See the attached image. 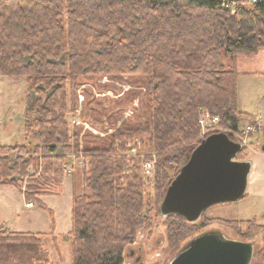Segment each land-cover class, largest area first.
Instances as JSON below:
<instances>
[{
    "label": "trees",
    "instance_id": "obj_1",
    "mask_svg": "<svg viewBox=\"0 0 264 264\" xmlns=\"http://www.w3.org/2000/svg\"><path fill=\"white\" fill-rule=\"evenodd\" d=\"M260 48L264 2L231 13L221 0H0V76L26 80L34 102L23 129L35 140L0 146V185L46 210L42 198L62 194L68 156L83 157L79 190L71 170V228L61 239L71 246V264H123L125 247L150 226L152 211L143 179L125 175L134 158L125 154L127 145L144 135L147 157L157 156L153 209L159 214L167 186L201 140L200 107L219 118L229 137L245 120L257 127L237 108L235 61ZM223 54L231 66L222 63ZM99 78L135 87L116 101L91 90L83 98L80 122L104 136L66 119L78 111L81 85L91 81L98 93L114 87L92 81ZM187 224L165 217L172 251L193 233ZM45 236L0 230V264H50ZM47 236L55 240L53 232Z\"/></svg>",
    "mask_w": 264,
    "mask_h": 264
},
{
    "label": "rangeland",
    "instance_id": "obj_2",
    "mask_svg": "<svg viewBox=\"0 0 264 264\" xmlns=\"http://www.w3.org/2000/svg\"><path fill=\"white\" fill-rule=\"evenodd\" d=\"M243 6L251 7V5ZM236 59L237 108L241 112L257 116L264 129V48H260L256 55L238 56ZM221 61L226 66L232 64L229 56L224 54ZM242 72L248 73L244 74ZM92 81L97 85H113L114 87L111 88L113 95L135 89L134 86L108 80L107 78ZM92 85L91 81H87L79 87L77 93L87 99L86 94L91 90L96 93V97L100 98L101 96H97V87ZM123 87L126 90H123ZM141 92L143 93V89ZM105 97L113 101L118 98L107 95ZM82 101L79 102V113H68L66 115L71 127L79 120L81 121L83 116L80 113ZM33 102L34 96L27 92L26 80L23 77L0 76V146L23 144L32 146L35 143L32 136H25L23 129L25 113L27 108L33 106ZM89 105L94 106V103ZM137 105L138 101L136 100L133 107H137ZM97 111L99 110L97 109ZM87 112L84 107V114L86 113L88 118ZM90 115L92 116V112H90ZM123 118H125L124 114ZM250 125L249 120L243 121L240 125L237 132L238 136L248 139L247 144L243 147L244 151L239 157H236L240 160H249L252 165L248 178L250 184L248 183L246 190L248 195L245 192L243 198L237 201L216 204L203 211L199 219L187 224L193 230V233L180 243L178 251H172L168 245L165 217H161L157 210L153 209L155 205L153 186L158 164L157 156L151 154L147 157V149L143 146L145 136L137 135L135 140L139 141V145H136L134 150L136 155H129V158H134L127 162L125 175L130 176L131 171H133L143 179L145 194L147 198L149 197V207L152 208V211L150 212V226L146 230L137 231L133 243L125 247L123 264H168L189 240L202 233L214 231L220 232L230 240L251 243L253 245L251 264H264L261 256V250L264 248V231L258 226H264V153L260 152L261 137L258 141L254 140L256 131L248 133L246 137L244 131ZM197 137L202 139L206 136L201 135L199 129ZM230 138L236 140L232 135ZM144 156L147 157V161L153 162L154 168L149 176H144L141 170V162L144 160ZM68 160L69 165L64 171L62 194L42 198L47 206L46 210L33 204L28 207L17 189L0 185V230L46 235L42 242L48 252L50 264H71L72 261L71 246L63 242L61 237L68 233L71 228V170L75 168L76 175L74 179L79 190V180L81 172L85 168V161L83 157H74L73 155L68 156ZM174 172V169L168 170L170 176H173ZM48 210L51 211V214ZM50 232H53L55 237L53 241L51 240L52 237L47 236Z\"/></svg>",
    "mask_w": 264,
    "mask_h": 264
},
{
    "label": "water",
    "instance_id": "obj_3",
    "mask_svg": "<svg viewBox=\"0 0 264 264\" xmlns=\"http://www.w3.org/2000/svg\"><path fill=\"white\" fill-rule=\"evenodd\" d=\"M242 149L225 132L202 138L167 186L159 215H176L193 223L207 208L243 198L252 165L249 160L236 159ZM260 152H264V143ZM252 254L251 243L230 240L214 231L189 240L168 264H251Z\"/></svg>",
    "mask_w": 264,
    "mask_h": 264
},
{
    "label": "built area",
    "instance_id": "obj_4",
    "mask_svg": "<svg viewBox=\"0 0 264 264\" xmlns=\"http://www.w3.org/2000/svg\"><path fill=\"white\" fill-rule=\"evenodd\" d=\"M259 2H264V0H242V1H236V0H233V1H229V0H221V6L225 9H227L228 11H230L231 13L234 12L236 6L240 5V6H243V5H253L255 3H259ZM128 88V87H127ZM123 90H126V88L123 87ZM122 94L121 93H118L116 95H113V93L111 92V90L109 91H106L105 93H98L97 96H110V97H118ZM95 96H96V93H95ZM78 100L79 102H81L83 100V96L80 95V93L78 94ZM199 112H200V115H199V118H198V125H199V129H200V134L201 135H204V136H207L209 134H212V133H217V132H225L228 134V131L224 130V129H221L219 126H218V123H219V118L215 115H212L207 109L205 108H202L200 107L199 108ZM132 114V111L131 109H127L125 112H124V116L125 118L129 117L130 115ZM75 124H80L83 126V130H88L90 131L91 133L93 134H98L100 136H104L103 133L99 132L98 130H96L95 128H92L90 127L88 124L86 123H82V122H77ZM112 130H109V132H111ZM253 131H256V127L253 126V125H250L246 128V131H244V133L246 134V137H247V134L248 133H251ZM233 137H235L236 140L232 139L233 141L235 142H238L241 144L242 147H244L246 144H247V139L248 138H241L240 136H238L237 132L236 133H230ZM229 136V135H228ZM136 145H139V141H134V142H131L127 145V152L126 154L127 155H136L134 152L135 148H136ZM68 167V166H67ZM153 162L150 161V160H143L141 162V170H142V173L144 176H149L152 171H153ZM28 207H31L32 204H27Z\"/></svg>",
    "mask_w": 264,
    "mask_h": 264
},
{
    "label": "crops",
    "instance_id": "obj_5",
    "mask_svg": "<svg viewBox=\"0 0 264 264\" xmlns=\"http://www.w3.org/2000/svg\"><path fill=\"white\" fill-rule=\"evenodd\" d=\"M260 50V49H259ZM258 50V51H259ZM258 53V52H257ZM237 60V59H236ZM242 73H244V72H242ZM246 73H248V72H246ZM246 73H244V74H246ZM133 106H134V104H133ZM77 113H79L78 111H77ZM248 114V113H247ZM250 115V114H249ZM250 116H252V115H250ZM252 117H254V120H255V124H257V127H256V132H255V134H254V140H256V141H258L259 140V137H261V143H259L260 145L262 144V143H264V129H263V125L261 124V122H260V120L258 119V117L257 116H252ZM78 122H80V120L78 121ZM77 123V122H76ZM117 125H119V123L117 124ZM136 141V140H135ZM134 142V141H133ZM128 149V148H127ZM126 152H127V150L125 151V154H126ZM261 153H264V152H261ZM127 155V154H126ZM248 178H249V176H248ZM70 179H71V177H70ZM64 182V181H63ZM248 183L250 184V182L248 181L247 182V186H248ZM246 190H247V187H246ZM247 193V192H246ZM247 195H248V193H247Z\"/></svg>",
    "mask_w": 264,
    "mask_h": 264
}]
</instances>
